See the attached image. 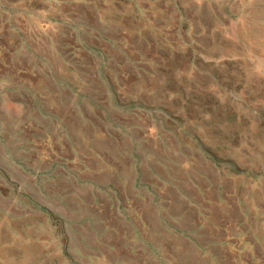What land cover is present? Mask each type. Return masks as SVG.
Listing matches in <instances>:
<instances>
[{
	"label": "rangeland",
	"instance_id": "rangeland-1",
	"mask_svg": "<svg viewBox=\"0 0 264 264\" xmlns=\"http://www.w3.org/2000/svg\"><path fill=\"white\" fill-rule=\"evenodd\" d=\"M0 264H264V0H0Z\"/></svg>",
	"mask_w": 264,
	"mask_h": 264
}]
</instances>
